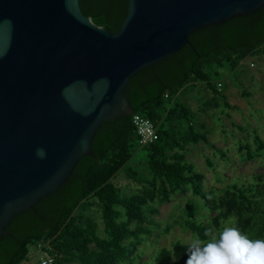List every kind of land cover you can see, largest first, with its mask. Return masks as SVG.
Segmentation results:
<instances>
[{
    "label": "water",
    "instance_id": "95a60500",
    "mask_svg": "<svg viewBox=\"0 0 264 264\" xmlns=\"http://www.w3.org/2000/svg\"><path fill=\"white\" fill-rule=\"evenodd\" d=\"M264 0H0V238L60 189L128 83L192 67ZM42 152L43 155L39 153Z\"/></svg>",
    "mask_w": 264,
    "mask_h": 264
},
{
    "label": "trees",
    "instance_id": "16d2710c",
    "mask_svg": "<svg viewBox=\"0 0 264 264\" xmlns=\"http://www.w3.org/2000/svg\"><path fill=\"white\" fill-rule=\"evenodd\" d=\"M263 46L264 7L197 53L192 67L130 81L124 96L132 114L104 122L92 141L93 156L81 158L60 189L12 219L7 235L0 238V264H26L28 247L35 248L36 243L44 244L52 264H138L143 256L136 251L151 235L143 225L152 219L154 201H167L187 190L202 200L203 208L216 212L205 222L190 203L185 205V228L195 237L206 242L210 239L206 232L217 236L232 217L234 227L250 239H264V198L258 188L263 180L255 175L251 183L239 185L235 179L218 191L206 192L203 175L179 152L188 143L204 141L205 133L195 131L194 115L175 101L181 90L197 84L220 95V82H211L218 75L215 68L226 65L233 72ZM133 114L154 124L156 141L139 145ZM254 141L260 147L257 136ZM248 148L245 158L250 160ZM138 150L144 153L140 161L134 159ZM120 173L148 187L127 195L117 182ZM91 208L100 211L104 236L97 233L98 225L88 213ZM187 247L179 241L171 248L161 247L142 264H185Z\"/></svg>",
    "mask_w": 264,
    "mask_h": 264
},
{
    "label": "rangeland",
    "instance_id": "374dc122",
    "mask_svg": "<svg viewBox=\"0 0 264 264\" xmlns=\"http://www.w3.org/2000/svg\"><path fill=\"white\" fill-rule=\"evenodd\" d=\"M215 71L218 75L212 77L211 82L222 84L218 89L221 90L220 95L214 96L205 84H197L184 88L175 98L194 115L197 122L195 131L205 133L204 141L188 143L179 152L196 172L203 175L202 185L206 192L218 191L235 179L239 185L251 183L256 175L263 180L258 188L264 198V46L241 62L235 71L230 72L226 65L215 68ZM255 136L260 140V147L254 141ZM247 146L253 156L250 160L245 158ZM135 158L136 161L142 160L144 153L138 150ZM132 162L128 165L132 166ZM136 168L144 170L141 165ZM117 182L127 195L142 192L148 187L133 182L123 173L118 175ZM216 195L218 193H214ZM154 202L151 223L148 221L143 225L151 230V235L136 251L143 256L138 264L153 257L161 247L171 248L178 241L188 243L195 238L185 228L184 208L187 203L205 222H209V217L216 213L203 208L202 200L192 195L190 190L178 192L167 201L160 202L157 198ZM88 213L98 225L99 236H104L100 211L91 208ZM233 221L235 219L230 217L221 229L234 226ZM28 250L30 257L26 264H35L44 256L33 245Z\"/></svg>",
    "mask_w": 264,
    "mask_h": 264
},
{
    "label": "clouds",
    "instance_id": "9594fccd",
    "mask_svg": "<svg viewBox=\"0 0 264 264\" xmlns=\"http://www.w3.org/2000/svg\"><path fill=\"white\" fill-rule=\"evenodd\" d=\"M205 235L206 242L198 236L188 242L185 264H264V239H250L234 226Z\"/></svg>",
    "mask_w": 264,
    "mask_h": 264
},
{
    "label": "built area",
    "instance_id": "2783aa9c",
    "mask_svg": "<svg viewBox=\"0 0 264 264\" xmlns=\"http://www.w3.org/2000/svg\"><path fill=\"white\" fill-rule=\"evenodd\" d=\"M220 87L221 83L218 84V88ZM131 122L136 130L138 143L140 146H146L157 140L158 137L156 133V128L148 118H145L139 114H133L131 117ZM35 248L37 249V251L42 252L44 254L42 259L35 264H52L53 259L49 256L48 253L43 250V243H36ZM28 257H30V255Z\"/></svg>",
    "mask_w": 264,
    "mask_h": 264
}]
</instances>
